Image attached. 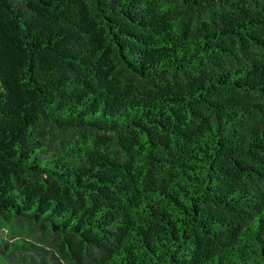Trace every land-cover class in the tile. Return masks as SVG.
Here are the masks:
<instances>
[{"label": "trees", "instance_id": "obj_1", "mask_svg": "<svg viewBox=\"0 0 264 264\" xmlns=\"http://www.w3.org/2000/svg\"><path fill=\"white\" fill-rule=\"evenodd\" d=\"M0 264H264V0H0Z\"/></svg>", "mask_w": 264, "mask_h": 264}]
</instances>
